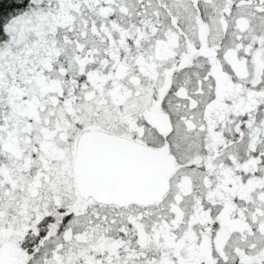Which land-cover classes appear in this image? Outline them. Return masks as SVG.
<instances>
[{"label": "snow or ice", "instance_id": "1", "mask_svg": "<svg viewBox=\"0 0 264 264\" xmlns=\"http://www.w3.org/2000/svg\"><path fill=\"white\" fill-rule=\"evenodd\" d=\"M0 264H264V0H0Z\"/></svg>", "mask_w": 264, "mask_h": 264}]
</instances>
